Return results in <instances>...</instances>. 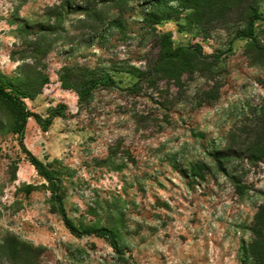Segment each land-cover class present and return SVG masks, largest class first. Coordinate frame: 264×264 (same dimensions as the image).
Wrapping results in <instances>:
<instances>
[{
	"label": "rangeland",
	"instance_id": "374dc122",
	"mask_svg": "<svg viewBox=\"0 0 264 264\" xmlns=\"http://www.w3.org/2000/svg\"><path fill=\"white\" fill-rule=\"evenodd\" d=\"M149 1L0 0L1 73L48 76L24 99L44 117L67 105L47 129L29 118L24 144L58 174L74 224L113 230L120 248L70 234L0 103V264L21 246L36 249L27 264H242L264 202V158L250 160L246 149L264 138V59L233 38L237 18L195 27L186 10L149 25ZM258 7L264 14V0ZM255 30L264 44V21ZM164 33L172 47L198 43L219 57L202 71L153 72ZM64 66L114 83L80 103L61 86Z\"/></svg>",
	"mask_w": 264,
	"mask_h": 264
},
{
	"label": "trees",
	"instance_id": "16d2710c",
	"mask_svg": "<svg viewBox=\"0 0 264 264\" xmlns=\"http://www.w3.org/2000/svg\"><path fill=\"white\" fill-rule=\"evenodd\" d=\"M175 2L176 4H170ZM152 9L144 13L143 20L149 25H155L164 19L178 17L182 11L188 10L186 20L189 24L200 27L210 24L228 23L237 18L240 26L233 34V38L248 40L252 49V58L264 59V44L257 39L255 30L257 21H264V14L259 10L258 0H150ZM161 53L156 63L150 68L153 72L164 71L168 76H179L182 72L193 73L209 69L210 64L206 58L216 61L219 54H205L200 44H190L172 47L169 33L161 34ZM231 47V44H230ZM36 52L45 55L47 48L37 45ZM48 76L36 71L34 77H26L22 81H12L0 71V103L7 107L12 116L11 132L17 135L18 145L27 160L37 173L47 182L50 193L52 209L56 212L66 229L73 236L94 235L103 238L110 247L120 253L119 243L115 232L106 227L79 228L69 218L65 210L61 181L56 171L44 164L24 144V131L27 120L32 118L42 129H47L56 117H65L67 105L58 102L48 110L47 116L30 110L24 99H33L41 92L48 82ZM62 88L73 89L81 103L87 99L96 87H107L114 82L109 76H93L89 74L76 75L68 67H62L59 75ZM264 114V112H263ZM264 133V121L258 130ZM247 158L260 161L264 158V138L253 140L247 146ZM223 151H216V156L222 157ZM250 241L243 246L242 264H264V202L257 206L251 226L249 227ZM2 252L5 244L0 245ZM32 252L36 249L21 246L8 254L11 264H27L31 261Z\"/></svg>",
	"mask_w": 264,
	"mask_h": 264
}]
</instances>
